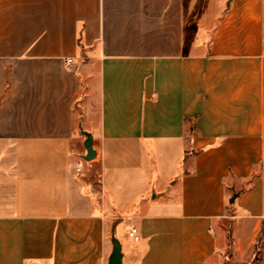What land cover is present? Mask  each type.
<instances>
[{"label": "crops", "instance_id": "1", "mask_svg": "<svg viewBox=\"0 0 264 264\" xmlns=\"http://www.w3.org/2000/svg\"><path fill=\"white\" fill-rule=\"evenodd\" d=\"M113 238L122 264H264V0H0V264Z\"/></svg>", "mask_w": 264, "mask_h": 264}, {"label": "water", "instance_id": "2", "mask_svg": "<svg viewBox=\"0 0 264 264\" xmlns=\"http://www.w3.org/2000/svg\"><path fill=\"white\" fill-rule=\"evenodd\" d=\"M86 136L84 140V147L86 153L83 155L85 160H89L94 157L95 153L92 147V137L91 134L88 132H84ZM107 264H122V254H121V247L116 238L112 239V251L108 257Z\"/></svg>", "mask_w": 264, "mask_h": 264}, {"label": "rangeland", "instance_id": "3", "mask_svg": "<svg viewBox=\"0 0 264 264\" xmlns=\"http://www.w3.org/2000/svg\"><path fill=\"white\" fill-rule=\"evenodd\" d=\"M232 211V209H228L226 212H231ZM230 223L231 222H226L225 223V228H226V234H227V238H228V240H229V243L230 244H232V240H233V238H232V234H233V230H232V226H230ZM257 260H258V256H257V253H254V255H253V257H252V260H250V261H247L245 264H257ZM229 264H232V261L230 262L229 261Z\"/></svg>", "mask_w": 264, "mask_h": 264}, {"label": "built area", "instance_id": "4", "mask_svg": "<svg viewBox=\"0 0 264 264\" xmlns=\"http://www.w3.org/2000/svg\"><path fill=\"white\" fill-rule=\"evenodd\" d=\"M70 61H71L70 58L66 59V66H67V67H69V65H70ZM79 167H80V163H79V166H78L77 169H79ZM127 235H128L130 238H132V240L135 241V242L139 241V239H140V236H139V234H138V232H137V229H136L135 227H131V228H129L128 231H127Z\"/></svg>", "mask_w": 264, "mask_h": 264}, {"label": "trees", "instance_id": "5", "mask_svg": "<svg viewBox=\"0 0 264 264\" xmlns=\"http://www.w3.org/2000/svg\"><path fill=\"white\" fill-rule=\"evenodd\" d=\"M80 38H81V33L79 34V36H78V44H80L79 42H80Z\"/></svg>", "mask_w": 264, "mask_h": 264}]
</instances>
